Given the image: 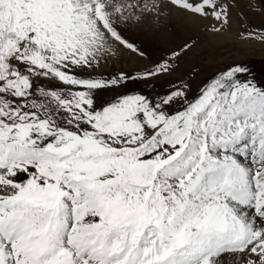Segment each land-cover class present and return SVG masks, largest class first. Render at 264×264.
I'll return each mask as SVG.
<instances>
[{"label": "snow or ice", "instance_id": "obj_1", "mask_svg": "<svg viewBox=\"0 0 264 264\" xmlns=\"http://www.w3.org/2000/svg\"><path fill=\"white\" fill-rule=\"evenodd\" d=\"M257 6L0 0V264H264V79L175 75L191 38L106 71L174 12L264 44Z\"/></svg>", "mask_w": 264, "mask_h": 264}, {"label": "rangeland", "instance_id": "obj_2", "mask_svg": "<svg viewBox=\"0 0 264 264\" xmlns=\"http://www.w3.org/2000/svg\"><path fill=\"white\" fill-rule=\"evenodd\" d=\"M259 7L251 11L245 9L248 12L247 25L264 26V13L259 11ZM203 23H196L190 17L174 12L164 28H137L131 36L137 44L147 49L150 59L144 60L135 53L125 51L119 59L107 65L106 71L140 68L150 63V60L167 55L170 50L191 38L196 43L191 51L182 56L180 68L175 75H183L194 67L198 68V83L233 62L244 61L258 79H264V44L242 41L238 36L241 24L235 15L230 30L221 36L205 31ZM162 83L158 82V86Z\"/></svg>", "mask_w": 264, "mask_h": 264}]
</instances>
